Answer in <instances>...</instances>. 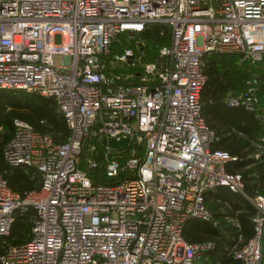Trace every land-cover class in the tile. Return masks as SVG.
Returning a JSON list of instances; mask_svg holds the SVG:
<instances>
[{"label": "built area", "instance_id": "built-area-1", "mask_svg": "<svg viewBox=\"0 0 264 264\" xmlns=\"http://www.w3.org/2000/svg\"><path fill=\"white\" fill-rule=\"evenodd\" d=\"M152 23L169 30L154 60L140 39L110 55L120 34L132 38ZM212 53L248 64L244 91L224 102L260 115L264 0H0V88L53 97L70 129L58 141L14 117L3 156L37 169L41 182L21 193L0 173V236L17 213L31 222L27 240L3 239L0 264H196L215 241L185 240L182 229L190 216L210 217L205 190L226 184L244 193L241 175L226 169L235 156L211 147L201 112ZM134 73L139 83H126ZM126 135L121 149L102 144ZM87 141L90 167L125 176L93 181L79 165ZM257 145L264 149V136ZM246 196L257 209L254 233L233 254L264 264V194Z\"/></svg>", "mask_w": 264, "mask_h": 264}, {"label": "trees", "instance_id": "trees-1", "mask_svg": "<svg viewBox=\"0 0 264 264\" xmlns=\"http://www.w3.org/2000/svg\"><path fill=\"white\" fill-rule=\"evenodd\" d=\"M161 30H164V35H160ZM168 31L166 26L152 23L143 31L135 33L132 38L127 33H122L112 41L110 55L115 54L117 48L122 52L125 47H122L118 41L122 43L120 37H124L131 43L140 39L143 44L139 45V51H143L146 57L154 60L157 57L159 47L168 43ZM248 68V64L241 62L236 54L212 53L206 59L204 71L207 80L200 95L201 112L208 126L214 131L211 147L226 149L235 156L226 162V169L230 172H238L243 180L244 193L235 192L243 197L248 208L235 216L237 219L234 222L232 220L226 221L229 222L226 226L230 228L229 234L231 236V242L226 247V253L229 259L238 260L241 264L242 260L234 256L233 248L241 245L252 236L255 224L253 218L257 214L255 205L246 195L264 194V149L261 150L257 145L261 142V137L264 136V111L259 115L256 111L244 106L228 107L224 101L227 95L244 91V80ZM126 83H139L135 73L134 76L126 80ZM14 117L29 121L36 130L49 132L58 141L65 140L70 129L53 97H46L25 89L0 88V173L6 178L11 188L23 193L40 185L41 174L31 166L11 165L3 156V146L13 132ZM87 143L88 141L83 146L79 165L86 169L93 181L111 183L125 176L127 173L125 170H121L113 178L105 175L101 164L90 167L85 161V157L92 154ZM221 185L230 188L226 184ZM207 209L209 210L208 207ZM209 212L210 217L208 219L196 216H190L187 219L208 224L214 233H217L218 228L214 225L220 226L221 222L213 219L210 210ZM30 226L31 222L28 215L17 213L11 224L10 233L7 236H0V252L3 250V239L11 243L27 240L30 237ZM216 239L213 238L215 245L209 250L218 246V239Z\"/></svg>", "mask_w": 264, "mask_h": 264}, {"label": "crops", "instance_id": "crops-1", "mask_svg": "<svg viewBox=\"0 0 264 264\" xmlns=\"http://www.w3.org/2000/svg\"><path fill=\"white\" fill-rule=\"evenodd\" d=\"M204 202L211 211L212 217L221 222L217 233L210 225L194 219H187L183 224L182 235L187 240H209L212 238L218 241V246L212 250L205 251L196 264H241L238 260L229 259L226 247L231 242L230 228L226 226L232 220L237 219L240 213L248 208L247 202L243 197L232 191L225 185H215L204 192ZM217 234V235H216ZM215 236V237H214ZM264 232L262 236V258L264 259Z\"/></svg>", "mask_w": 264, "mask_h": 264}, {"label": "rangeland", "instance_id": "rangeland-1", "mask_svg": "<svg viewBox=\"0 0 264 264\" xmlns=\"http://www.w3.org/2000/svg\"><path fill=\"white\" fill-rule=\"evenodd\" d=\"M61 39H62V35L60 34V33H56L54 36H53V42L55 43V44H60L61 43ZM120 39L122 40V43L120 42V41H118V43L122 46V47H126V46H130L131 45V47H134V46H136V42H133V43H131L130 41H128V39L127 38H124V37H120ZM119 47V46H118ZM116 53H120L121 51L120 50H118V48L116 49V51H115ZM61 63V55H56L55 56V64L56 65H59ZM126 63H121V65L123 66V67H128L127 66V64L125 65ZM128 68H130V67H128ZM128 70V69H127ZM128 71H130V70H128ZM84 165V164H83ZM82 165V166H83ZM85 167V166H84ZM114 178V177H113ZM264 249V248H263Z\"/></svg>", "mask_w": 264, "mask_h": 264}, {"label": "water", "instance_id": "water-1", "mask_svg": "<svg viewBox=\"0 0 264 264\" xmlns=\"http://www.w3.org/2000/svg\"><path fill=\"white\" fill-rule=\"evenodd\" d=\"M127 140H128V135L121 136L119 138H115L112 136L109 138H103L102 144H106V145L110 146L112 149H121L126 145ZM120 143H122L121 146H120Z\"/></svg>", "mask_w": 264, "mask_h": 264}]
</instances>
